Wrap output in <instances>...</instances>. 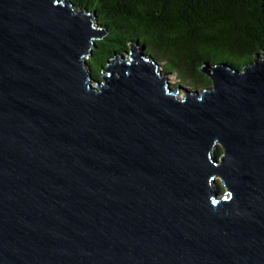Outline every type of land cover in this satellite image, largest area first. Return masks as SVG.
I'll list each match as a JSON object with an SVG mask.
<instances>
[{
    "label": "water",
    "instance_id": "obj_1",
    "mask_svg": "<svg viewBox=\"0 0 264 264\" xmlns=\"http://www.w3.org/2000/svg\"><path fill=\"white\" fill-rule=\"evenodd\" d=\"M106 35L0 0V264H264V52L198 92L136 44L94 80Z\"/></svg>",
    "mask_w": 264,
    "mask_h": 264
},
{
    "label": "trees",
    "instance_id": "obj_2",
    "mask_svg": "<svg viewBox=\"0 0 264 264\" xmlns=\"http://www.w3.org/2000/svg\"><path fill=\"white\" fill-rule=\"evenodd\" d=\"M69 1L74 9L93 13L107 32L86 61L97 80L108 62L129 52L130 44L143 47L178 82L193 87L210 85L205 65L221 62L241 70L264 52V0Z\"/></svg>",
    "mask_w": 264,
    "mask_h": 264
},
{
    "label": "rangeland",
    "instance_id": "obj_3",
    "mask_svg": "<svg viewBox=\"0 0 264 264\" xmlns=\"http://www.w3.org/2000/svg\"><path fill=\"white\" fill-rule=\"evenodd\" d=\"M89 57H90V56H89ZM89 57L86 58L85 61H87V60L89 59ZM123 57H124V58H127L126 53H125V55H123ZM155 61H156V60H155ZM156 62L158 63V69H159V70H162V72L165 74V76H166V80H167V82L170 84V86H171L172 88L176 87L177 85H180V86H183V87H187V88L190 89V90H196V91L200 92L203 88L207 87V86H205V87H199V86H197V87H193V86L191 85V83H190V84H189V83H186V81L178 82V80H177L175 74H173V73H171V72H168V71H165V70L163 69V62H161V61H156ZM86 68H87V71L89 72V66L86 67ZM93 79H94V78H93ZM94 80H97V79H94ZM177 82H178V83H177ZM208 86H209V85H208ZM216 149H219V148L217 147ZM219 185H220L219 188L222 189V192H223V191H224V187H222L221 184H219ZM220 189H219V191H220Z\"/></svg>",
    "mask_w": 264,
    "mask_h": 264
}]
</instances>
